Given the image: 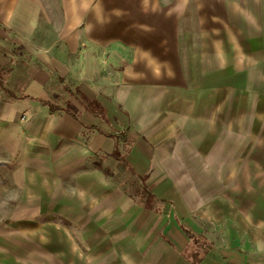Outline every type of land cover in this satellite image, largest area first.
I'll return each mask as SVG.
<instances>
[{
  "label": "crops",
  "instance_id": "0c3cea01",
  "mask_svg": "<svg viewBox=\"0 0 264 264\" xmlns=\"http://www.w3.org/2000/svg\"><path fill=\"white\" fill-rule=\"evenodd\" d=\"M230 3L238 4L0 0L1 177L31 195H59L71 185L85 188L96 152L108 156L115 150L110 130L143 132L164 120L158 115L179 113L173 99L183 93L199 95L230 82L235 89L243 73L205 70L201 57L219 53L221 30L217 36L214 30L221 21H232ZM243 41L251 54L264 53L263 40ZM194 81L208 84L191 89ZM82 196L75 203L71 199L76 208L85 202ZM61 199L46 208L66 207L58 205ZM259 211L251 213V234L229 232L221 245L194 253L196 263L184 259L181 264H264V209ZM184 231L178 237L214 240Z\"/></svg>",
  "mask_w": 264,
  "mask_h": 264
},
{
  "label": "rangeland",
  "instance_id": "374dc122",
  "mask_svg": "<svg viewBox=\"0 0 264 264\" xmlns=\"http://www.w3.org/2000/svg\"><path fill=\"white\" fill-rule=\"evenodd\" d=\"M231 1L232 21L214 30L219 53L201 57L205 70L243 73L236 90L183 93L179 113L143 132L110 130L115 150L96 152L85 188L31 195L0 175V264H181L229 232L254 231L251 213L264 209V53L243 40L264 41V0ZM60 198L66 207L46 208ZM184 229L214 240L178 237Z\"/></svg>",
  "mask_w": 264,
  "mask_h": 264
},
{
  "label": "trees",
  "instance_id": "16d2710c",
  "mask_svg": "<svg viewBox=\"0 0 264 264\" xmlns=\"http://www.w3.org/2000/svg\"><path fill=\"white\" fill-rule=\"evenodd\" d=\"M18 97H21V95H18ZM13 98H17V95L14 94V97H13ZM197 258H198V257H197L195 254H193V255L190 256V257H186V259H187L188 261H190L191 263H196Z\"/></svg>",
  "mask_w": 264,
  "mask_h": 264
}]
</instances>
